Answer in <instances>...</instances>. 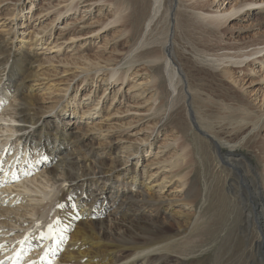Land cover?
Wrapping results in <instances>:
<instances>
[{
	"label": "rangeland",
	"instance_id": "rangeland-1",
	"mask_svg": "<svg viewBox=\"0 0 264 264\" xmlns=\"http://www.w3.org/2000/svg\"><path fill=\"white\" fill-rule=\"evenodd\" d=\"M145 1L149 7L152 5L153 0ZM261 1L175 0V11L177 14L182 13L181 18L185 23L179 25L176 15L170 32L172 30L171 43L177 60L184 72H190L187 82L194 90H200L202 98L219 102L224 100L228 105L239 103L251 113L250 116L262 115V121L255 131L249 135L245 132L236 138L245 140L240 147H235L234 152L250 164L264 197V49L254 53L264 47V2ZM240 2L245 5L221 25L208 22L216 8H219L217 11L229 9ZM137 6L134 0H0V43L5 54L8 51L21 53L25 65L36 73V77L29 79L26 85H29L34 95L37 112L58 119L64 124L65 131L82 137L81 145L92 149L95 154L89 160L99 159L104 162L106 169L115 165L118 170H134L139 181L151 188V197L162 203L158 213L155 208L149 207H142L141 211L149 213L150 223L162 225L172 234L179 232L184 238L187 232L184 215L188 212L187 215H191L194 209L191 212L186 206L189 205L186 201L187 186L184 184V175L188 172L184 165L187 158L182 163L179 158L182 148L189 147L193 142L192 131L203 134L193 123V129L187 132L180 124L188 122L184 100L177 99V94L182 92L172 90L162 60L151 62L150 54L143 53L159 45L163 38L160 36L162 22H159L162 10L153 23V32L148 31L150 34H146V39L153 43L134 50V42L138 41L139 34L131 33V29ZM209 10L211 14L206 18V11ZM140 53L143 54L137 58ZM134 57L136 62L134 60L135 63L127 64ZM114 69L116 75L109 80V73ZM6 72L0 71L2 81ZM16 104L10 92L0 97L1 112L8 113L9 106ZM88 108H93L90 114L85 113ZM212 111L216 113L219 110L213 108ZM217 115L219 117L215 119L214 127L220 135L230 136L236 132L233 130L235 125L231 126L226 119L220 118L221 111ZM6 120L3 124L12 123L8 117ZM248 127H251L250 124L242 130L246 131ZM3 134L0 131V135ZM14 137V134L10 138L0 136V141H7L5 148L0 147V151L4 148L0 152V165L3 164L0 166V189L5 188L9 181L13 189L20 183L12 182L13 170V173L17 172L18 179L24 176L21 182L33 178L43 181L39 175L47 160L41 155L43 161L40 163V157L28 155L27 150V154H23L25 149L21 144L15 143L14 149L11 141ZM8 145L10 150L6 153ZM13 156L15 158L11 162ZM26 156H31L28 162L38 163L37 169L29 170L32 166L27 167L29 175L23 171L27 166ZM169 161L177 162L179 168H171ZM5 164L7 169H4ZM219 166L233 172V176L229 177L231 179L237 174V168L232 169L223 161L219 160ZM203 175L209 176L205 173L194 175L200 187L197 199L202 218L205 219L202 238H196L188 247L184 243L185 236L180 244L171 247L172 256L183 261H180L182 264H236L225 260L227 245L230 244L229 233L235 226V212L226 205L225 200L221 202L222 205L213 203V189L217 188V184L211 178L203 182ZM180 176H183L181 180ZM162 178H166L163 188L159 187ZM129 181V178L124 180L127 183ZM27 184L34 188L35 184ZM242 187L249 199L250 190L244 185ZM123 189H129L136 196L142 194L138 186ZM224 193H229L226 187ZM31 194L25 196L24 193L1 192L0 220L9 219L29 227L21 243L18 239H5L0 244L8 243L5 249L15 243V246L18 245L15 249L12 247L8 254L20 250L32 256L29 260L39 264H51L50 261L58 264L57 260L46 261L41 256L36 259L38 254L48 248L50 239L44 242V237H35L33 232L41 230L46 224L35 230L30 224L36 217L26 213L33 207L40 209L49 200L38 201L39 195ZM60 194L51 192L49 197L53 200ZM222 194L220 192V200ZM16 195L20 199L17 198L14 203L10 197ZM32 196L33 200L30 199ZM218 200L215 197V201ZM75 207L77 204L73 206L67 203L64 208L71 214L76 212ZM4 208H8V211ZM49 208L46 206L41 210L49 214L51 206ZM110 210L103 212L101 217L107 220L108 226H114L121 219L119 214L109 213ZM251 210L252 222L258 230L256 211L253 208ZM242 213L245 214V211ZM35 222L39 223L37 220ZM238 225L241 226L239 221ZM21 232H24L23 228H16L8 230L5 235L10 238ZM236 234L241 236L240 227ZM66 244L63 243V246ZM0 246L2 248L5 244ZM261 253L255 255V260L264 257ZM193 257L198 262L191 261ZM249 264L256 262L250 261Z\"/></svg>",
	"mask_w": 264,
	"mask_h": 264
},
{
	"label": "bare ground",
	"instance_id": "bare-ground-1",
	"mask_svg": "<svg viewBox=\"0 0 264 264\" xmlns=\"http://www.w3.org/2000/svg\"><path fill=\"white\" fill-rule=\"evenodd\" d=\"M263 2L264 0L261 1V3ZM134 3L138 6L132 22L131 33L139 34L138 41L134 42V50L153 43L146 39V34L148 31L153 32V23L162 10L159 22H162L160 36L163 38L159 45L153 46L143 53L150 54L149 58L153 60L151 62L162 60L166 66L165 71L172 90L178 93L182 92L177 94V99L182 98L184 100L185 115L188 122L185 125L180 124L184 126L187 132L193 129V123L194 127L203 134L200 135L192 131L193 142L190 143L189 147L187 145L182 148V154L179 158L180 163L187 158L184 165L188 168V172L184 175L186 176L184 184L187 186L186 201L189 205L186 206L191 212L194 209L191 215H187L189 212L184 215L187 230L184 235V238L186 236L184 243L190 247L196 238H202L205 229V219L202 218L201 206H199L197 199L200 196V187L194 180L195 173H205L209 176L203 175V182L211 178L217 184V188L213 189V203L222 205L221 202L225 200L226 205L235 212V226L229 233L230 244L227 245L228 251L225 260L236 264H249L250 261L256 262V264H264V257L255 260L257 253L262 252L264 254V197L255 173L251 172L250 164L245 159L241 160V156L238 157L234 152L235 147H240L245 140V138L237 140L236 138L245 132H248L247 135H249L250 132L255 131L258 123L262 121V115L250 116L251 113L239 103L228 105L224 100L219 102L211 98H202L199 93L200 90H194L188 84L187 78L190 72H184L182 69L171 43L173 37L170 26L174 17L176 15L179 17L176 18L179 25L185 23L181 18L182 13L177 14L175 11V0H153L150 7L145 0H134ZM244 5L245 3L240 2L229 9L217 11L219 8H216L213 16L208 18L207 15L211 14L210 10L206 11L205 16L210 24L219 26ZM117 21L114 20L113 22ZM263 49L264 47L254 53ZM3 50L0 43V71H7L4 80L0 79V97L3 96V93L10 92L17 104L16 106L10 105L8 113L0 111V126L2 125L0 131L4 133L0 136L10 138L14 134L15 137L11 140L14 143L13 147L15 143L16 145L21 144V147L25 149L23 154H27V150L28 155L33 154L35 157L42 155L47 160L42 173L39 175V179L42 178L43 181L38 180V178L27 180L29 184H35L33 185L34 188L29 187L27 182H21L24 176L18 179L17 172L13 173V170L11 173L13 174L12 182L20 183L16 184L15 189H13V186L9 185V181L5 184V188L0 189V195L1 192L24 193L25 196L27 193H32L39 195L38 198L36 197L38 201L49 200V202L43 203L40 209L33 207L31 211L26 213L30 217H36V220L39 221V223L35 222L36 220L33 223L30 222L32 228L35 229L46 224L41 230L33 232L35 237H44V242L50 239L47 244L48 248L38 254L36 259L38 260L41 256L46 261L57 260L58 264H161L163 261H165L163 264H177L180 262L181 260L172 256L170 249L173 245L183 241L182 234L179 232L172 234L166 227L150 223L147 216L149 213L146 214L144 210L141 211L142 207H149L155 208L154 210L158 213L157 210L162 208V203L151 197L149 192L151 188L139 181L134 170L133 172H129V169L126 168L118 170L115 165L106 169L104 162L99 159L89 160L94 153L92 149L81 145L82 137L65 131L64 124L58 119L39 114L34 95L28 88L29 85H26L29 79L36 77V73L32 71V68L25 65V59L21 53L8 51L5 54ZM142 54L137 55V58ZM135 58L128 60L127 64L135 63ZM116 72L114 69L109 73V80L115 77ZM185 88L186 91H184ZM229 100L233 99L230 98ZM213 108L221 111L223 116L221 115L220 118L226 119L229 125H235L233 130L236 132L230 136H223L215 130L214 122L219 117L217 115L219 111L214 113ZM92 110L93 108H88L85 113L90 114ZM6 117L12 121L11 124H3L7 121ZM248 124H250L251 129L248 127L246 131L242 130ZM249 129L250 131H248ZM6 143V140L0 141V147L5 148ZM228 145L230 146L224 147ZM185 149L187 151L183 153ZM8 150H10L9 145L6 153ZM14 158L13 156L11 162ZM30 158L31 156H26L27 166L23 169L26 174L30 169H37L35 162H28ZM219 160L229 164L232 169L237 168V170L235 169L237 174H234L233 179L229 178L233 176V172L219 166ZM169 165L171 168H179L177 162L169 161ZM28 166H32V168L27 170ZM7 168L5 164L4 169ZM126 178L130 179L128 183L124 182ZM182 178L183 176L179 177L180 180ZM162 179L159 186L161 188L166 181V178ZM57 184L59 185L56 186ZM243 185L251 192L249 199L246 197L248 194L245 195L244 189H242ZM105 186H107L106 189ZM127 186H138L142 189V194L133 195L129 189H126L128 191L123 189ZM225 187L230 194L224 195ZM51 192L61 193V196L56 195L51 200V196L49 197ZM220 192L223 193L221 200ZM33 196L30 198L31 200H33ZM215 197L219 200L215 201ZM10 198L15 203L18 197L16 195ZM67 203L73 206L77 204L79 207H75L76 212L68 214L64 208ZM46 206L48 208L51 206L49 214L41 210ZM109 208H111L109 213L114 212L120 215L121 223L118 222L114 226L107 225V220L103 219L101 214L108 212ZM251 208L256 211L259 220L258 230L252 222ZM4 209L6 212L8 211V208ZM243 210L245 214L242 213ZM0 214L2 215V213ZM2 219L0 220V233H3L0 234V241L18 239L20 242L29 226H22L12 220ZM189 219L193 220L189 221ZM111 220L115 221L112 218ZM238 221L241 226L238 225ZM133 222L136 223L133 224ZM50 225L51 231L49 230ZM238 227H240L241 236L236 234ZM16 228H23L24 232L10 238L5 235L8 230ZM66 242L67 244L63 246V243ZM4 244V247L1 248L0 246V258L4 255L13 257L16 252L8 253L18 245L15 246V243L10 248L5 249L8 243ZM21 253L25 254L24 252ZM31 257L28 255L26 262H30ZM191 261L198 262V259L193 257ZM181 262L179 264H182ZM8 263L9 261L2 262V264ZM30 264H39V262L31 261Z\"/></svg>",
	"mask_w": 264,
	"mask_h": 264
},
{
	"label": "snow or ice",
	"instance_id": "snow-or-ice-1",
	"mask_svg": "<svg viewBox=\"0 0 264 264\" xmlns=\"http://www.w3.org/2000/svg\"><path fill=\"white\" fill-rule=\"evenodd\" d=\"M49 230L51 231V225L49 226ZM0 264H2V262H0Z\"/></svg>",
	"mask_w": 264,
	"mask_h": 264
}]
</instances>
